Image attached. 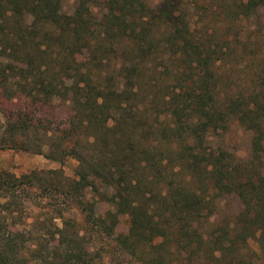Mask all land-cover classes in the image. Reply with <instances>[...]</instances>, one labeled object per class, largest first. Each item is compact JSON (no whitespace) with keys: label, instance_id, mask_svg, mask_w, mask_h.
<instances>
[{"label":"trees","instance_id":"1","mask_svg":"<svg viewBox=\"0 0 264 264\" xmlns=\"http://www.w3.org/2000/svg\"><path fill=\"white\" fill-rule=\"evenodd\" d=\"M220 1L218 37L193 0H0V150L75 161L0 171V264H264V0Z\"/></svg>","mask_w":264,"mask_h":264},{"label":"rangeland","instance_id":"2","mask_svg":"<svg viewBox=\"0 0 264 264\" xmlns=\"http://www.w3.org/2000/svg\"><path fill=\"white\" fill-rule=\"evenodd\" d=\"M157 0H148L150 5H154ZM194 6L190 5L188 8L189 12H192V21L193 22H203L206 26L208 31L211 29H215L218 35V37L223 36L228 31L225 29H218V22L222 19L228 20L222 9V4L224 1L220 0H193ZM228 0H225V3H228ZM67 4V5H66ZM65 5L70 8V2L66 3ZM229 6H231L230 3H228ZM232 10V9H231ZM231 19V18H230ZM201 20V21H200ZM222 21L219 22L221 25ZM202 26L201 23H198ZM255 20H250L248 26L246 25L242 28L244 31L241 33L244 36H248L252 41V43H255L256 40H260L264 36V30L259 29L260 25ZM253 37V38H252ZM262 40V39H261ZM255 48V47H254ZM65 106L63 105H54V111L56 112L55 116L46 115L45 118H48L46 122L51 123L55 122L58 125L60 124V118L64 114ZM2 120L0 119V130L2 126ZM212 136L214 137V142L218 143L220 142V139L217 138L218 135L216 133H212ZM248 140L249 135L247 132L243 131L241 128L237 126H233L229 131L225 133L224 136V143L227 148L234 151L237 155L243 156L245 155L247 151L248 146ZM75 168V161L73 159H66L64 162L59 165L57 162H53L50 160H47L43 158L41 155L35 154L33 152H24L19 150H0V171L8 172L10 174H13L15 176H19L25 173H28L31 170H55L60 169L62 174L68 178L73 177V171ZM230 208L235 209L236 206L232 202L230 203ZM41 218V217H40ZM29 223V221L24 222ZM56 223V222H54ZM23 230L24 229H19ZM49 237V235H44V238ZM248 245L250 249L253 251H256V245L253 240H249ZM257 256H251L253 261L255 263H262L263 257L260 254H256Z\"/></svg>","mask_w":264,"mask_h":264}]
</instances>
